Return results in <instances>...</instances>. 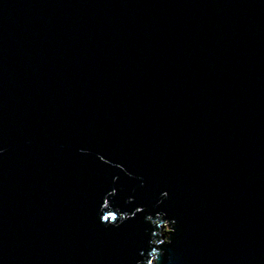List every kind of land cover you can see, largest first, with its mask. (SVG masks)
Instances as JSON below:
<instances>
[{"label":"water","instance_id":"95a60500","mask_svg":"<svg viewBox=\"0 0 264 264\" xmlns=\"http://www.w3.org/2000/svg\"><path fill=\"white\" fill-rule=\"evenodd\" d=\"M0 264H264V0H0Z\"/></svg>","mask_w":264,"mask_h":264},{"label":"rangeland","instance_id":"374dc122","mask_svg":"<svg viewBox=\"0 0 264 264\" xmlns=\"http://www.w3.org/2000/svg\"><path fill=\"white\" fill-rule=\"evenodd\" d=\"M160 228H161V231L163 230L164 234H165V231H169L167 229V223L166 222L161 223Z\"/></svg>","mask_w":264,"mask_h":264},{"label":"snow or ice","instance_id":"6c2138e0","mask_svg":"<svg viewBox=\"0 0 264 264\" xmlns=\"http://www.w3.org/2000/svg\"><path fill=\"white\" fill-rule=\"evenodd\" d=\"M112 216L111 213L108 214V216L103 217L104 220H108Z\"/></svg>","mask_w":264,"mask_h":264},{"label":"trees","instance_id":"16d2710c","mask_svg":"<svg viewBox=\"0 0 264 264\" xmlns=\"http://www.w3.org/2000/svg\"><path fill=\"white\" fill-rule=\"evenodd\" d=\"M160 230H161V228H160ZM160 233H161V235L163 236H165L167 233H168V231H165V234H164V232H163V230L162 231H160Z\"/></svg>","mask_w":264,"mask_h":264}]
</instances>
